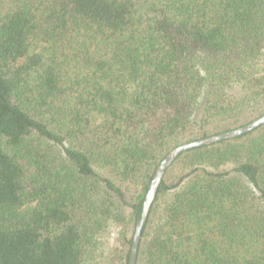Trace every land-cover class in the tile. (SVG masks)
<instances>
[{"label":"trees","instance_id":"trees-1","mask_svg":"<svg viewBox=\"0 0 264 264\" xmlns=\"http://www.w3.org/2000/svg\"><path fill=\"white\" fill-rule=\"evenodd\" d=\"M262 114L264 0H0V264H128ZM135 264H264V124Z\"/></svg>","mask_w":264,"mask_h":264},{"label":"water","instance_id":"water-1","mask_svg":"<svg viewBox=\"0 0 264 264\" xmlns=\"http://www.w3.org/2000/svg\"><path fill=\"white\" fill-rule=\"evenodd\" d=\"M264 124V114L256 118L255 120L251 121L250 123L240 126L235 129L227 130L224 132H220L214 135H210L204 138L196 139L193 141L185 142L177 147L173 148L159 163L155 174L150 182V185L148 187L147 193L145 195V198L143 200L142 204V210L140 213V217L136 222L135 229L133 232L132 242H131V248H130V254L128 259V264H135L137 252H138V246L139 241L141 238V232L143 229V225L148 217L149 210L151 207V204L154 200L157 188L159 186V183L161 181V178L166 171V169L174 162V160L177 158V156L182 153L185 150H188L193 147H198L201 145H206L214 142H219L221 140L237 137L239 135H242L244 133H247L258 126Z\"/></svg>","mask_w":264,"mask_h":264},{"label":"rangeland","instance_id":"rangeland-1","mask_svg":"<svg viewBox=\"0 0 264 264\" xmlns=\"http://www.w3.org/2000/svg\"><path fill=\"white\" fill-rule=\"evenodd\" d=\"M229 166H230V165H224V166H222L221 168H225V167H229ZM174 177H175V176H173L172 178L175 179L176 177H175V178H174Z\"/></svg>","mask_w":264,"mask_h":264}]
</instances>
